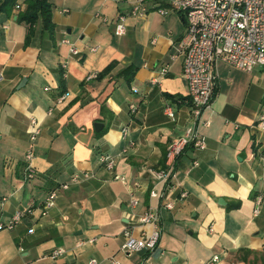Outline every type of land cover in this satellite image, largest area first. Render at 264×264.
<instances>
[{
	"label": "crops",
	"instance_id": "0c3cea01",
	"mask_svg": "<svg viewBox=\"0 0 264 264\" xmlns=\"http://www.w3.org/2000/svg\"><path fill=\"white\" fill-rule=\"evenodd\" d=\"M49 2L52 33L39 19L27 44L29 25L16 20L18 9L0 14V222L29 209L13 229H0V264H87L91 258L98 264H264V129L255 124L264 68L245 72L217 62L215 95L203 114L210 125L201 127L206 148L184 150L171 190L149 169L165 167L167 145L191 124L179 46L184 18L167 3L158 5L166 14L150 4L140 17L130 15L135 0ZM119 16L126 17L121 36L114 33ZM128 66L135 68L129 82ZM94 72L99 76L88 79ZM31 119L40 133L33 143L35 174L26 179ZM95 122L103 124L99 131ZM105 154L115 158L112 170L99 161ZM51 191L56 197L45 209ZM149 208L158 215L156 227L139 222ZM127 227L137 236L157 228V250L123 254ZM58 247L65 253L50 258Z\"/></svg>",
	"mask_w": 264,
	"mask_h": 264
},
{
	"label": "built area",
	"instance_id": "2783aa9c",
	"mask_svg": "<svg viewBox=\"0 0 264 264\" xmlns=\"http://www.w3.org/2000/svg\"><path fill=\"white\" fill-rule=\"evenodd\" d=\"M162 3H167L172 11L179 13L186 23V31L179 46L183 53L182 74L186 81L191 113V124L180 136L171 140L167 145L165 167L158 170L149 169L153 179L170 186L172 190L175 189L171 182L175 175L176 162L184 150L188 147L196 150L206 148V139L201 133V127L210 125L209 120H204L203 114L210 107L215 95L217 62L222 60L230 67L245 72H252L255 67L264 68V0H135L130 15L144 16L147 14L150 4L155 5L157 12L164 15L168 8L158 6ZM15 7L19 9V5ZM61 11L62 13L67 12L66 9ZM125 18L119 16L115 22L114 33L118 36L124 35L126 32ZM62 42L69 44L67 39H63ZM91 50H96V47H92ZM70 52L73 55L78 54V50L73 45L70 47ZM175 57L176 55H172L171 59H175ZM63 67L65 68L66 64H63ZM161 72L166 73V67L162 68ZM98 76L99 74L94 72L88 76V79ZM2 78L3 75L0 73V81ZM63 99L64 96H61L59 101ZM130 109L133 110L134 105H130ZM164 111L170 119H174V111L170 105H166ZM255 124L258 129H264V102ZM121 132L122 138L127 141L128 128H122ZM28 133L30 146L25 153L27 162L25 178L32 179L35 174L32 165L33 143L40 133L37 120L31 119ZM128 144L133 145L131 141H128ZM99 161L108 170L114 168L115 158L110 154L101 155ZM83 177L87 178L88 175L83 174ZM117 178L125 183L123 176ZM77 181V176L71 178L72 183ZM67 187L68 183L61 185V188L64 189ZM151 194L156 195L154 188ZM185 195L183 192L180 193V197H185ZM55 197V191L48 193L44 201L45 209H49L53 205ZM260 201L261 197H257L254 214L258 213ZM130 204L133 206L136 201L132 200ZM164 207L172 209L173 203L166 202ZM26 212H29L28 208L17 211L9 220L0 222V229H13ZM157 216V213L149 208L140 216L139 222L141 224L151 223L156 227ZM121 236L120 251L123 254L138 253L143 249L145 252L153 254L158 248L160 232L154 228L149 233L137 236L133 232V227H127L122 231ZM64 253L65 249L58 247L51 251L49 257L55 259ZM217 259V256L213 257V261ZM87 264H98V261L91 258ZM111 264H119V262L111 259Z\"/></svg>",
	"mask_w": 264,
	"mask_h": 264
},
{
	"label": "trees",
	"instance_id": "16d2710c",
	"mask_svg": "<svg viewBox=\"0 0 264 264\" xmlns=\"http://www.w3.org/2000/svg\"><path fill=\"white\" fill-rule=\"evenodd\" d=\"M16 5H19V9L15 14L16 20L29 25L28 33L25 38V44L28 43L30 37L34 34V29L32 26L39 19L42 22L43 28L46 29L50 34L52 33V5L49 0H1L0 14L5 13L7 15H11L12 10ZM112 65L113 64H110L107 69L111 68ZM134 71L135 68L132 66H128L124 70V74L127 76L128 82L130 81Z\"/></svg>",
	"mask_w": 264,
	"mask_h": 264
},
{
	"label": "water",
	"instance_id": "95a60500",
	"mask_svg": "<svg viewBox=\"0 0 264 264\" xmlns=\"http://www.w3.org/2000/svg\"><path fill=\"white\" fill-rule=\"evenodd\" d=\"M25 81H26V78H23L22 81H21V83L18 85V88L20 86H22ZM102 126H103V124L102 123H99V122H95L93 124V128H94L95 131H99L102 128ZM218 202L221 203L223 201H222V199H219ZM223 204H224V202H223ZM144 252H145V250L143 249V250L139 251L138 254H141L142 255Z\"/></svg>",
	"mask_w": 264,
	"mask_h": 264
}]
</instances>
